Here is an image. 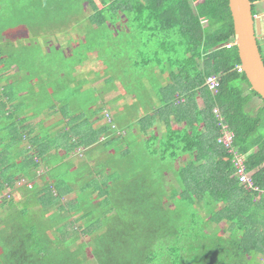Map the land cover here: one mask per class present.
<instances>
[{"label": "trees", "instance_id": "16d2710c", "mask_svg": "<svg viewBox=\"0 0 264 264\" xmlns=\"http://www.w3.org/2000/svg\"><path fill=\"white\" fill-rule=\"evenodd\" d=\"M98 1L100 8L93 0L69 1L73 12L83 10L84 4L92 9L85 17L87 31L82 32L87 36L79 39L84 50L79 62L95 52L109 73H120L126 94H136L139 104L137 92L145 85L165 90L161 107L138 121V137L146 144L149 158L140 171L135 168L126 177H139L140 190L130 194L131 201L126 199L125 204L117 201L124 191L115 188L117 183L114 186L119 178L115 161L128 155L132 139L124 142L127 135L121 134L122 148L111 133L136 124L137 103L127 108L132 119L116 123L119 127H93L88 120L81 122L88 115L82 108L68 103L78 89L92 93L86 87L88 82H76L68 75L69 81L58 86L67 90L66 95L53 99L64 104L60 111L63 119H68L67 125L81 122L77 126H82L83 134L73 147L68 148L78 135L73 128L51 134L59 121L46 129L40 127L38 132L29 124L37 115L25 113V121L19 116L0 128V192L18 179L33 181L30 188L23 189L19 201H0L3 264H82L88 246L78 243L83 223L89 224L86 232L103 231L92 239V255L112 257L107 264H259L258 257L264 256V195L238 182L231 156L217 144L224 124L234 132V150L248 155L245 166L253 185L264 188V107L253 106V99L261 98L236 70L240 66L236 46L223 47L234 40L228 0ZM261 1L250 0L253 15L255 2ZM165 67L169 83L162 86L156 74L163 75ZM220 72L218 92L213 95L205 85L206 78ZM174 94L183 96L185 105L170 103L169 95ZM198 98L202 108L197 105ZM0 99L2 105L6 97ZM78 100L86 105L85 98L78 96ZM214 108H218L221 120ZM171 117L186 125L183 132L172 130L168 124ZM157 121L167 126L159 142L148 137ZM43 123L44 119L41 126ZM105 136L107 140L99 141ZM80 143L92 146L95 164L98 156L106 153L100 172L110 181L102 174L97 176L99 171L93 176L78 171V153H72V148ZM59 149L65 154H55ZM33 150L35 154L30 155ZM119 150L122 156L117 159ZM182 156L187 159L179 162ZM125 158L130 166L133 160ZM39 168L46 172L47 181L38 179ZM85 169L90 168L85 165ZM148 180L152 187H146ZM173 180L178 190L171 186Z\"/></svg>", "mask_w": 264, "mask_h": 264}, {"label": "rangeland", "instance_id": "374dc122", "mask_svg": "<svg viewBox=\"0 0 264 264\" xmlns=\"http://www.w3.org/2000/svg\"><path fill=\"white\" fill-rule=\"evenodd\" d=\"M69 1L71 0H0V97L2 95L6 97L5 102L0 105V128L7 127L12 120H15L19 116L25 121V113L30 117L40 115V111L48 108L50 106L49 102L52 103V100L48 98L49 94L46 89L51 88V91L54 89L50 94L52 99L53 96H65L67 90L58 86L61 83L69 81L70 77L67 78L68 75L76 82L79 81L72 74L75 72L76 67L83 62H79L83 59H77L81 58L80 56L84 54V50L81 47L82 43L80 44L79 39L82 40L87 36L82 32L87 31L89 23L85 20V17L91 14L92 9L88 4H84L83 10L73 12L69 10V5H71ZM93 1L96 3L97 8L101 7L98 0ZM258 8L262 10L263 7L259 6ZM63 40L67 42L68 47L66 49L60 47V44H63ZM73 44H79L80 46L75 47ZM258 45H260L261 52L264 53L261 42ZM101 49L102 52L105 50V48ZM64 66H66V69ZM7 76H11L9 78L12 79V83H6ZM112 83L120 90L117 93H113V95L122 93V89L116 78H112ZM255 100L258 106L257 109L264 107L262 99L255 98ZM68 103L78 107V102L75 99H69ZM16 108L19 110H16ZM15 110L18 111L16 114L10 113ZM126 110L122 111L118 122H123L125 118L132 119ZM9 114L12 117H9ZM6 115L7 117L5 118ZM55 117L57 118L55 120L62 118L61 112L56 113ZM99 117L102 121H105L103 126L107 128L110 122L109 116L102 113ZM55 120L53 119L52 121ZM36 121H38V118ZM136 126L138 128L140 126L138 121L133 126H126V130H123L121 127L120 130L123 131H119L118 129V131L111 132L115 134L118 139L117 144L122 148L124 147V143L120 139L121 137H119L121 134L127 133L124 142L126 139L127 141L128 139H132L131 147L128 146V148L130 147L128 155H125V157H131L133 160L132 164L128 166L125 163V157L115 161L117 176L119 178H115L116 182H114V186L117 183V187L115 188L124 191L121 197L118 196L119 199L117 198V201L121 205L125 204L127 200L131 201L130 194L132 195L137 189L140 190L141 187L139 177H135L132 174L126 177L127 173L131 172V170L133 172L136 170L140 171L149 158L145 153L146 144L143 140L139 139V132L135 128ZM63 127L65 126L61 123L57 130L50 133L57 134L63 130ZM82 130L83 128L79 131ZM107 133H110V131ZM29 153L30 155L35 154V150ZM105 154H100L97 164L89 166L90 169H85L86 158L83 160L82 158L78 159L81 166L78 168V171L81 173L84 170V175L89 173L92 176L95 172H100V167L106 162ZM121 156L122 150H119L116 158H121ZM136 158L138 160L134 161ZM98 174L97 176H101V174L102 176H107L105 180L110 181V178L104 172L101 171ZM37 175L39 180L47 181L48 179V176L42 172L41 168H39ZM150 180H148L146 187H152L149 184ZM162 181L165 182L164 179ZM32 182V180L18 179L15 185L7 187L3 192H0V201L5 199L7 200L6 202L11 200L15 202L19 201L24 196L23 189L29 188ZM170 184L178 190V185L174 180ZM168 186L166 187L170 190ZM67 199L66 197L65 201ZM93 204L95 205L96 202H93ZM35 208L37 210L39 206H35ZM90 209H94V206L90 207ZM2 213L3 210L0 208V215ZM74 219L75 216L72 215L71 220ZM88 226L89 224L83 223L80 229H78L80 237L78 243L88 244L84 252L82 264H107L112 257L106 255L96 258L92 255V239L103 231L94 229L91 232H86L89 229ZM80 233L82 234L80 235ZM257 261L259 264H264V256L258 257ZM0 264H3L1 257Z\"/></svg>", "mask_w": 264, "mask_h": 264}, {"label": "crops", "instance_id": "0c3cea01", "mask_svg": "<svg viewBox=\"0 0 264 264\" xmlns=\"http://www.w3.org/2000/svg\"><path fill=\"white\" fill-rule=\"evenodd\" d=\"M254 5H255V9H256V15L255 16L261 17L264 20V1L255 2ZM259 6L263 7L262 10L258 8ZM73 46L78 47V44H73ZM261 46L264 49V45L261 44ZM60 47L62 49H66L68 47L67 42L63 40V44H60ZM259 48H260V45H259ZM262 55L264 58V53ZM168 72H169V69H167L165 67V71L162 72L163 75H161V72H158L156 74V77L159 78L158 82H160L162 84V86H165V85L167 86V84L169 83L168 82L169 79L167 78ZM72 75H74L73 77H77L79 79V81H86V83L88 82L86 87L92 93H90V92L88 93L86 88L83 90H84V92L86 90L87 94L86 93L84 94L82 92V90L80 91L78 89L76 94H74V96H75V100L77 102H79L78 96L83 97L87 100L86 101V105H87L86 109L83 108L86 105L83 106L81 102H79L80 104L78 103V107L82 108L80 110L84 111L86 113V115L89 114L86 116V118L83 119V121L81 120V122H85L86 120H88V123H93V127H96L98 124L103 125L105 123V121H102L101 118L99 117L102 113L107 114V116H109V118H110V122L108 123L109 125H107L106 129H109L110 126L112 127V125H111L112 123L115 124L116 126H118V124H116V123L120 124L121 122H118V120H116V117H118V115L122 114L123 110H126L127 108H129V110H130V107L134 103H137V104H136V107L134 110V113L136 116L133 117V119H135V121L137 122L141 119H144L146 117L145 114H147V113L150 114V113H152V111L159 109L161 107L160 97H162V96L164 97L163 94H164L165 90H163V89H161V90L160 89H152L149 85H145L144 90H140L139 92H137V94L141 97V100H140L141 104H139V102L136 101V98H137L136 94H133V95L126 94L123 86L120 83V73L119 74L112 73V72L109 73L108 66H106V63L104 61H102L98 58V56L95 52L88 53L85 60L76 67V70ZM212 75H214V74H212ZM9 77L11 78V76H7V80H6V83H8V84L12 83V79H10ZM112 78L117 79V81H118V83L122 89V93H118L117 95H113V93H117L120 90L118 89V87H116V85H114L112 83ZM46 90L50 96V94L52 93L51 89L49 88ZM167 94H170V93L167 92ZM85 95H87V96H85ZM213 95H216V94H213ZM49 96H48V98H50V100H52L51 96L50 97ZM169 96L171 97L169 100L170 103L174 102L175 105H185V103H186V99L181 95L174 94V95H169ZM0 98H2V97H0ZM0 101H2V99H0ZM52 103H53L52 106L42 109L40 111V115H37L36 118L30 119L29 124L31 127H35L38 130V132H40L42 127L44 129H46L49 126L48 124H50V123H53V122L58 123L59 121L61 123H64L65 127H63V129L73 128V129H71V131H73L75 134L76 133L78 134L76 138L74 137V139H72V141H70L72 146L68 145V148L73 147V144L76 141H78L80 135L83 134V131H79L80 129H82L81 128L82 126H77V124H79L81 122H78V121L72 122L71 121L73 124L70 126V125H67L68 119H63V117H62L58 120H55V119H57L55 117V114L58 112H61L60 110L64 107V104L60 103V102H56V100H54V99H53ZM252 104L256 109L258 108L255 98L253 99ZM197 105L200 108H202V106H203L200 98L197 99ZM216 109L218 110V108H214L213 112ZM16 113L17 112H15V114ZM127 113H129V111H127ZM37 118H38V121H36ZM43 119H44V123L41 126ZM53 119L55 121H52ZM93 119H96V120H93ZM62 120H63V122H62ZM196 120L198 121V123H200V126H201L200 115L196 116ZM50 121H52V122H50ZM168 124H170L173 131H180V132H183L184 131L183 127L186 126L183 122L181 123L180 121L175 120V118H173V117L170 118V121L168 122ZM24 125H26V124H24ZM18 126L20 127V124H18ZM135 128L139 131L138 127H135ZM151 129L152 130L148 133L149 134L148 137L152 136V138H154V137L158 138L159 139L158 142L167 132L166 124L159 122V121H157L156 124L154 125V127ZM123 130H126V129H123ZM190 131H191V129L189 127L188 132H190ZM196 132L198 133L199 131L196 130ZM126 134L127 133H125V135ZM105 140H107L106 136H105V138L101 137L99 139V141H101V142L105 141ZM124 146H125V144H124ZM88 148H90V149H88ZM91 148H92V146H86L85 144H81V143L78 144L77 148H72V153H78L77 155L75 154L77 156L75 158V160L79 161L78 159H80V158H82V160L84 158H86L87 159V161L85 162L86 166H91V165L95 164L96 158L93 157L92 154H90V152L93 150V149L91 150ZM221 148H223V147H221ZM53 152L54 151H51L50 154ZM82 152H83V154L81 155ZM79 153L81 156L79 155ZM55 154H58L59 156L64 155L65 150L59 149L57 152L55 151ZM245 157L247 158L246 155H245ZM186 159H187L186 157L182 156L179 159V162L185 161ZM245 161H246V159H245ZM43 169H46V167H43Z\"/></svg>", "mask_w": 264, "mask_h": 264}, {"label": "water", "instance_id": "95a60500", "mask_svg": "<svg viewBox=\"0 0 264 264\" xmlns=\"http://www.w3.org/2000/svg\"><path fill=\"white\" fill-rule=\"evenodd\" d=\"M228 7L243 74L251 90L264 100V59L258 45L264 20L254 18L250 0H228Z\"/></svg>", "mask_w": 264, "mask_h": 264}, {"label": "built area", "instance_id": "2783aa9c", "mask_svg": "<svg viewBox=\"0 0 264 264\" xmlns=\"http://www.w3.org/2000/svg\"><path fill=\"white\" fill-rule=\"evenodd\" d=\"M254 18H257V16H255ZM260 42L262 45H264V33H262L261 36L259 37V43ZM234 45H235L234 41H229L223 47L229 49ZM236 70L238 72H242V67L237 66ZM220 75L221 72L219 73V75H211L208 76L206 79L205 84L208 90L213 94H217L218 92ZM214 113L216 117L221 120L220 113L217 109L214 111ZM233 141H234V133L231 130H229L224 124H221L220 136L218 138L217 143L227 151L229 156H231V163L234 168V176L236 177V179L240 184L246 187V189L253 190L257 192L259 195H264V188L260 189L253 185L250 175L246 172V166H245L246 157L240 155L234 150Z\"/></svg>", "mask_w": 264, "mask_h": 264}, {"label": "clouds", "instance_id": "9594fccd", "mask_svg": "<svg viewBox=\"0 0 264 264\" xmlns=\"http://www.w3.org/2000/svg\"><path fill=\"white\" fill-rule=\"evenodd\" d=\"M254 17H255V15H254ZM262 33H263V32H262ZM233 41H234V40H233ZM258 43H259V41H258ZM234 44H235V41H234ZM263 59H264V58H263ZM240 66H241V64H240ZM112 126H113V124H112ZM31 186H32V184H31ZM31 186H30V187H31ZM30 187H29V188H30Z\"/></svg>", "mask_w": 264, "mask_h": 264}, {"label": "bare ground", "instance_id": "6f19581e", "mask_svg": "<svg viewBox=\"0 0 264 264\" xmlns=\"http://www.w3.org/2000/svg\"><path fill=\"white\" fill-rule=\"evenodd\" d=\"M258 18V17H257ZM242 73H243V70H242ZM251 88V87H250Z\"/></svg>", "mask_w": 264, "mask_h": 264}]
</instances>
